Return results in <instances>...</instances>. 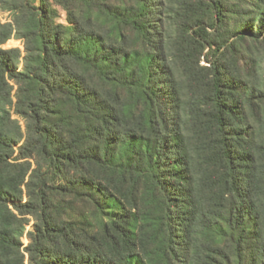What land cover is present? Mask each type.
I'll return each instance as SVG.
<instances>
[{"label": "trees", "instance_id": "trees-1", "mask_svg": "<svg viewBox=\"0 0 264 264\" xmlns=\"http://www.w3.org/2000/svg\"><path fill=\"white\" fill-rule=\"evenodd\" d=\"M0 11V264H264V0Z\"/></svg>", "mask_w": 264, "mask_h": 264}, {"label": "rangeland", "instance_id": "rangeland-1", "mask_svg": "<svg viewBox=\"0 0 264 264\" xmlns=\"http://www.w3.org/2000/svg\"><path fill=\"white\" fill-rule=\"evenodd\" d=\"M0 19L5 22L9 20V15L7 12L0 11ZM20 47L22 50H24V45L20 39H11L6 44L5 47Z\"/></svg>", "mask_w": 264, "mask_h": 264}]
</instances>
